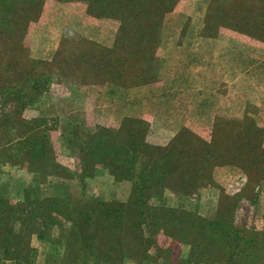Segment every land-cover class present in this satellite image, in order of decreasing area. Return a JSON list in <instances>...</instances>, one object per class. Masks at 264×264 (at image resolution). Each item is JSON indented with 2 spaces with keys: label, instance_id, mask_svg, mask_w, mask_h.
<instances>
[{
  "label": "rangeland",
  "instance_id": "1",
  "mask_svg": "<svg viewBox=\"0 0 264 264\" xmlns=\"http://www.w3.org/2000/svg\"><path fill=\"white\" fill-rule=\"evenodd\" d=\"M23 1L14 0L8 27L0 23V94L3 85L25 94L19 108L0 103L10 117L0 195L13 216L0 221V264H226V210L238 200L233 220L245 219L256 235L237 264H264V161L254 158L256 146L264 149V35L234 27L246 6L264 0H145L112 10L95 0ZM27 6L38 12L25 22ZM74 130L93 137L83 154ZM142 142L148 170L210 168L203 184L179 191L174 177L148 175L147 219L161 255L124 175L128 149L140 154ZM208 142L216 158L202 160ZM172 146L193 150V163L156 160L157 147L161 156ZM24 190L49 221L44 237L34 211L17 204ZM75 231L81 244L92 235L85 260L72 246Z\"/></svg>",
  "mask_w": 264,
  "mask_h": 264
},
{
  "label": "trees",
  "instance_id": "2",
  "mask_svg": "<svg viewBox=\"0 0 264 264\" xmlns=\"http://www.w3.org/2000/svg\"><path fill=\"white\" fill-rule=\"evenodd\" d=\"M38 0H25L23 2L31 4L32 6H36ZM91 1L88 0L87 3L89 4ZM96 3L99 4H106L107 6H105L104 8L110 9L112 10L113 6L115 7V4L118 6H125L127 3H134L137 7H141V6H145V0H95ZM127 2V3H124ZM14 5V0H0V23L3 20V26L4 27H8L10 25V22L12 21L9 18V13L11 12L12 6ZM110 5H113L112 7H110ZM247 8L242 11L245 14H240L238 15L237 19L241 22V26H234L237 27L240 32H245L246 34L251 36H254L256 38H258L259 36L264 35V6L263 7H258V8H254L252 9L249 6H246ZM104 8L101 7H96V10L101 13V11L103 12ZM22 14L24 16L23 21H28V20H34V16L37 14L38 10L35 8H31L30 6L27 7H22L21 8ZM139 15V13H138ZM139 18V17H138ZM232 27V26H231ZM233 28V27H232ZM2 94H0V98H5L7 99L4 103H1V106H5V104L7 102L10 101V103H12L13 105L17 106V104L15 103L16 100H22V96H20L21 94L23 96H25L24 93L21 92V88L18 87V89H13L11 88V91H13L14 95L13 96L11 94V92L9 91V88L6 87V85L2 86ZM19 108V106H17ZM1 114H0V144L4 143V139L8 137V127H7V122L9 121L10 117L8 118V111H3L0 110ZM39 125V124H38ZM180 135H182V137H184V143L187 144V137L189 135V132L185 129H181L180 130ZM78 141L77 145H78V152L79 153H84L85 152V146L92 142L93 137L89 134H85L82 135L79 131L74 130L73 134H72ZM179 135V136H180ZM194 137V136H192ZM178 138V137H177ZM196 139H198L197 137H195ZM181 141V140H179ZM258 143V142H257ZM6 144V142L4 143ZM4 144L0 145V154L4 151L5 147L3 146ZM178 144V141L175 145ZM23 142H17L16 145H14V149L16 150L15 153L18 152L19 147H22ZM39 147H42V143H38ZM188 145H190V143H188ZM139 146L141 147L140 150V154H133L132 148L128 149L127 152V157L128 160L130 161V165L125 168V176L129 177L132 181V188L133 191L135 193L136 196V201H137V209H138V215L140 217V220L142 222V226L144 227L145 231L149 234V243L151 244L152 247H154L156 253L158 254H164L165 251L162 250L156 243L155 237H154V228L155 227L153 225V223L151 224L149 222V220L147 218H149V216L147 215V211H148V207L145 205V193L148 191V175L151 173L152 175H154L156 177V179L160 180L161 177L165 179H167L168 177L171 178H175L174 183H176V185L173 187V189H175L176 191L179 190H183V189H189V188H194L195 186L199 185V184H203L204 179H209V170L210 168H207L206 166H200V167H195V165L193 166H186V167H177V166H173L170 165L171 167H166L165 169H161V170H155L157 168H154L153 170H151V168L148 170V168L145 166V163L148 161V157H149V153L147 152H142L148 149V145L144 142L139 143ZM207 148L208 151L206 150V152H203L200 154V158L202 160H207L210 158H216V154L214 153V151H211L209 148V142L207 143ZM106 147H110V146H103L104 150L107 151ZM133 148H135V146H132ZM257 149L259 150V153L261 154L260 156H253L254 158L260 160V161H264V153L262 150H264L263 148H260L259 146H256ZM162 148L161 147H157L154 150V157H156V160L158 159V157H162L163 158H159V160H165V162L167 163V159L168 162L172 163L176 158L178 160H180L179 156H182V159H186L188 161H190L191 163H193L194 160H192V157L195 156V152L193 150H189L190 148L184 147L182 150H180V148H176L175 146H172L169 148L168 152L161 155L159 154L160 150ZM177 150L176 153H174ZM179 155V156H178ZM232 153H228L226 157L231 158L232 157ZM12 155H10L9 157H7L8 160H10ZM168 157V158H167ZM170 157V158H169ZM46 159H49L48 157ZM7 161V160H5ZM4 162V161H3ZM165 165V164H164ZM258 169H260L259 171L263 172L264 168L263 167H259ZM167 173V174H165ZM263 176V175H262ZM209 182V181H206ZM240 192H237L235 195L241 196V194H239ZM255 194H253L254 196ZM21 202L17 203L21 206H23V208H25V210L27 209H32L34 211V215L33 218L37 221H39L41 223V228L42 231L40 232L39 236L40 237H44L46 236L43 232L44 229H48L49 228V221L43 220L39 214V212L35 209H33L32 207V203H31V197H30V193L27 190L22 191V195H21ZM248 202L253 201V199L251 198H247L246 199ZM8 202L6 200H4V198L0 195V221H2L3 223H6L7 218H9V221L12 222V219L8 216L7 214V208H8ZM27 207V208H26ZM35 207V206H34ZM237 210H241V207H239V200L237 202L235 201H231L230 204L227 206V210L228 212H230V214L233 216V213ZM221 212V211H220ZM231 216V218L228 216L227 219H230V222L226 225H224L225 230H226V236H227V242L228 243V251H226L225 255H226V264H237V256L243 251L242 248L245 247L247 244H250L254 241L255 239V235L256 232L254 231L253 227H248L245 224V219H240L238 221H234L233 217ZM70 218L72 220H74V216H70ZM15 219V218H14ZM18 221V220H16ZM12 225V223H11ZM216 227H218V224H216ZM217 230H223L222 228H218ZM83 232L80 231H75V234L77 235V238L75 239V242L73 243V247H75L76 252L77 253H82V258L81 260H85L86 256H88L89 253V248L88 246L85 244V242H87L89 240V238L87 236L92 237L91 234H87V236H85L83 238L84 240V244L80 243L81 240V235ZM262 234H264V215H263V227L261 232ZM21 235V234H19ZM8 237L12 238L13 237V231L10 230L8 233ZM20 237V236H19ZM21 238V237H20ZM5 246L3 244H0V246ZM245 250V249H244ZM4 253H9L8 250L4 249ZM18 253V251L16 252ZM195 253V252H193ZM224 255V254H223ZM27 258L26 254L22 255L20 257L17 256H12V259L14 260H21V261H25V259ZM194 262L195 260L192 259ZM169 264H175L172 263L171 261H167Z\"/></svg>",
  "mask_w": 264,
  "mask_h": 264
}]
</instances>
